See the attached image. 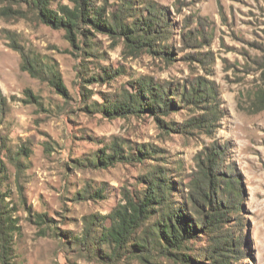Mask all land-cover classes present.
Masks as SVG:
<instances>
[{
  "label": "rangeland",
  "instance_id": "374dc122",
  "mask_svg": "<svg viewBox=\"0 0 264 264\" xmlns=\"http://www.w3.org/2000/svg\"><path fill=\"white\" fill-rule=\"evenodd\" d=\"M135 1L137 7L156 2L169 9L171 61L133 49L122 35L93 26H84L88 37L71 39L65 29L30 15H0V88L9 101L0 126L5 168L0 193L20 226L13 264H156L155 256L145 260L136 254L103 259L76 247L72 236L82 235L85 216L105 215L125 192L141 189V175L154 165L171 169L181 182L174 194L184 201L203 151L214 147L224 152V169H233L241 182L244 238L234 263L264 264V110L252 106L264 69V0ZM96 2L118 8V0ZM188 34L196 35L197 42H190ZM24 54L39 68V77L22 69ZM53 68L61 74L64 91L50 78ZM144 75L173 88L198 78L214 84L216 117L209 122L201 116L206 106L185 102L158 115L144 111L110 117L101 110L106 98L132 91L133 81ZM116 141L127 153L147 144L152 158L94 166L90 160L96 153H113ZM96 188H103L102 196L92 194ZM84 189L89 192L82 199ZM37 213L46 214L48 222H38ZM198 239L189 253L201 261L190 264H211L208 256L198 255L208 238L199 234ZM157 255V261L166 260Z\"/></svg>",
  "mask_w": 264,
  "mask_h": 264
},
{
  "label": "trees",
  "instance_id": "16d2710c",
  "mask_svg": "<svg viewBox=\"0 0 264 264\" xmlns=\"http://www.w3.org/2000/svg\"><path fill=\"white\" fill-rule=\"evenodd\" d=\"M0 0V15L3 17L32 16L37 21L65 29L71 39L86 34L85 25L102 29L104 32L121 35L133 49H146L163 54L165 59L174 53L167 43L173 33V21L169 9L156 2L137 7L135 0H118V8L111 10L98 5L96 0ZM199 34L206 37L198 30ZM187 39L197 42V36L188 34ZM171 61V59H168ZM22 69L33 76H40V70L29 55L24 54ZM52 82L59 90L65 87L58 69H51ZM106 75L109 71L106 70ZM204 79H196L182 88L160 82L151 76H141L133 81L132 91L125 89L113 98L101 103V110L110 117L137 115L144 111L151 114H167L179 102L203 104L206 111L202 117H216L219 111V93ZM261 83L253 93L252 106L255 111L264 110V69ZM176 95V97L174 96ZM30 96L34 94L30 92ZM8 98L0 88V126L8 110ZM188 123V122H187ZM1 139V137H0ZM124 145L115 142L113 153L105 150L96 153L90 161L94 166L112 164L114 160L142 162L152 158V148L147 144L137 152L124 150ZM202 154V152L200 153ZM201 156V155H200ZM224 152L214 147L206 148L198 161V171L189 184L191 191L181 201L174 194L180 189L171 169L154 165L141 175L143 183L136 193L125 192L124 199L112 211L85 216V228L80 236H72L76 247L95 251L103 259L113 260L120 255L136 254L145 260L155 256L156 264H190L200 262L189 253L193 242L202 234L208 238V245L198 253L208 256L211 264H235L240 253L244 220L239 216L242 207L241 182L233 169H224ZM5 172L4 161L0 158V176ZM228 172V173H227ZM89 190L79 194L84 199ZM103 188L92 191L95 197L102 196ZM4 195L0 193V264H13L15 235L19 232L18 221L3 206ZM40 223H47V215L37 213ZM109 247V248H107ZM157 254L164 262L157 261Z\"/></svg>",
  "mask_w": 264,
  "mask_h": 264
}]
</instances>
